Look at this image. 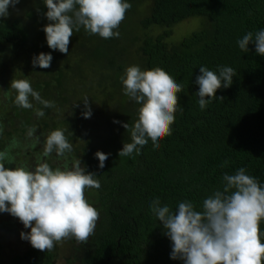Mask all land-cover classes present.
<instances>
[{"label": "trees", "instance_id": "16d2710c", "mask_svg": "<svg viewBox=\"0 0 264 264\" xmlns=\"http://www.w3.org/2000/svg\"><path fill=\"white\" fill-rule=\"evenodd\" d=\"M141 1L129 0L131 7L119 23V36L103 38L83 26L74 29L68 45L69 54L77 57L74 66L66 60L56 62L58 56H54L46 77L31 84L43 99L52 102L45 107L30 97L36 109L43 108L39 118L45 126L61 104L64 77L85 91L104 92L106 101L112 103L100 113L102 121H96L99 132L91 138L84 129L66 131L64 121L51 125L65 130L72 144L70 160L79 158L86 171L96 173L100 181L99 188L84 191L94 197L99 218L83 244L78 264H182L170 258L171 241L150 210V201L158 196L162 204L175 209L177 201L187 199L199 209L205 196L222 189V173L232 174L240 167L264 182V56L255 52L253 42H249L248 52L237 44L246 32L264 28V0H149L136 25H129ZM35 3L44 4L43 0ZM46 10L33 6L20 17L0 18V57L3 46H10L9 50L24 47L32 39L31 21L47 19ZM191 17L205 19L206 26L177 39L169 37L173 24ZM152 25L161 31L148 33L146 29ZM136 29L141 33L134 32ZM40 31L44 36L43 28ZM132 57L142 69L163 68L182 86L177 103L183 110L176 112L171 134L161 139L158 150L149 139L140 146V154L119 156L130 134L114 118L132 125L140 107L123 93L120 79ZM200 65L214 71H218L217 65L235 69L232 83L218 88V97L203 109L195 95ZM52 85L57 95L49 98ZM13 101L10 98L12 115H23L25 108ZM27 123L24 119L6 133L23 135ZM98 149L109 153L103 168L94 155ZM260 227L264 229V221ZM53 260L50 251L30 248L10 261L0 259V264H51Z\"/></svg>", "mask_w": 264, "mask_h": 264}, {"label": "clouds", "instance_id": "9594fccd", "mask_svg": "<svg viewBox=\"0 0 264 264\" xmlns=\"http://www.w3.org/2000/svg\"><path fill=\"white\" fill-rule=\"evenodd\" d=\"M16 3L18 0H0V17H7L9 6ZM43 3L47 6L43 15L50 21L42 26L46 43L50 49L63 53L69 51L73 30L81 26L103 38L119 36V23L131 7L129 0H43ZM249 42L254 43L257 54L264 56V28L246 32L237 40L244 52L249 51ZM51 61V51L35 53L31 59L33 66L40 68H48ZM217 69L199 66L195 95L201 109L218 97V88L232 83L235 69L227 65H217ZM120 79L123 93L140 107L132 125L114 118L113 122L122 123L130 134V141L123 142L118 155L140 154V146L149 139L158 150L161 139L171 134L170 125L176 112L183 110L177 103L182 86L159 66L142 69L131 64ZM10 87L16 90L14 103L18 106L32 108L30 97L45 107L52 104L27 79H12ZM82 100L81 114L90 118L88 97ZM35 112L38 117L44 115L43 108ZM34 135L39 142L35 127H29L27 136ZM53 152L57 157L72 152V144L62 128L53 129L44 137L42 153L31 167L16 164L6 167V162H15V157L0 150V212L17 217L29 229L20 231L21 239L40 250L52 249L54 242L69 236L77 241L87 240L99 218V211L84 195L85 188L100 187L98 175L86 171L79 158L73 159L70 166L52 167L45 158ZM94 155L98 167L103 168L109 153L98 149ZM222 181V189L205 196L199 209L187 199L177 201L175 209L162 204L158 196L150 201V210L171 241V259H179L182 264H264V229L260 227L264 221V182L248 174L244 167L232 174L222 173Z\"/></svg>", "mask_w": 264, "mask_h": 264}, {"label": "rangeland", "instance_id": "374dc122", "mask_svg": "<svg viewBox=\"0 0 264 264\" xmlns=\"http://www.w3.org/2000/svg\"><path fill=\"white\" fill-rule=\"evenodd\" d=\"M35 1L36 0H18V3L14 6H9V15L0 18L20 17L25 10L33 6H41L47 9L45 4L38 5ZM148 4L149 0H143L138 4L135 12L131 15L129 25H136L137 19L142 16ZM21 18L26 20L24 15L21 16ZM31 22L30 37H32V39H30L24 47H17L9 50L8 47L10 48V46H3V56L0 57V129H2L0 130V147L1 150L9 152L15 157V162H6L5 166L9 168L15 167V164L17 166L25 165L31 167L36 162L37 156L42 153L44 137L51 130L57 128V126H51L54 122L64 121V129L66 131L77 133L79 130L84 129L90 133L87 134V137L91 138L93 134L99 132L98 123L96 121H102L100 113L108 110L112 104L110 101H106L104 92L101 93L99 90L85 91L81 85L73 83L71 79L66 80L64 77L62 78V84L66 88L62 89V91L65 92L62 93L60 97L61 104L56 108L54 116L52 115V120L49 122L46 120V126L42 123L41 118L36 115V107L34 106L32 108H25L23 115H12V110H10L12 104L10 103V98H15L14 93H16V90L10 87L11 80L24 78L29 80L32 84L43 80L44 76L46 77L45 71L47 72L49 70V67L40 68L39 66H33L31 63L33 54L41 51H51L52 58L58 56L56 62L66 60L74 66L73 62L75 60L77 61V57L73 53L72 55L69 54L70 51H68V53H63L48 47L45 35L41 36L40 34V30L43 28L42 26L49 23L47 19L37 18L36 21ZM203 26H206L205 19L201 17L187 18L170 27L171 34L169 37L177 39L187 34L190 30L199 29ZM139 31L140 30L136 29L134 32L141 33ZM146 31L154 35L160 32L161 28L152 25L149 26ZM52 63L53 61H51V64ZM129 64H138V61L136 63L135 59L132 57ZM85 71L87 73L89 72L88 69ZM56 95V89L52 85L48 97L51 98ZM84 97H88L89 105L92 110L90 118H85L81 114L84 110L82 100ZM30 100L33 104V100L31 98ZM76 103L79 105L77 104V106ZM24 119L28 120V123L25 125L23 135L15 136L6 133L12 126H19L20 122ZM29 127H35L36 135L39 136V142L35 141V135L33 137L27 136ZM46 158L53 167L69 166L73 160H70V153L66 157H57L53 152ZM84 195L86 200L96 208L94 197L87 192H84ZM21 230L29 231V229L24 228L22 222H20L17 217L8 212H0V259L10 261L15 256L23 255L30 248L37 249L33 247L28 240L21 239ZM85 242L86 240L77 241L74 237L69 236L54 242V247L52 249L45 250L50 251L54 256V260L51 264H78Z\"/></svg>", "mask_w": 264, "mask_h": 264}]
</instances>
